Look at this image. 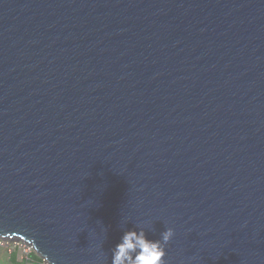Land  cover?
I'll list each match as a JSON object with an SVG mask.
<instances>
[{"label":"water","instance_id":"obj_1","mask_svg":"<svg viewBox=\"0 0 264 264\" xmlns=\"http://www.w3.org/2000/svg\"><path fill=\"white\" fill-rule=\"evenodd\" d=\"M137 226L264 264V0H0V238L111 264Z\"/></svg>","mask_w":264,"mask_h":264},{"label":"clouds","instance_id":"obj_2","mask_svg":"<svg viewBox=\"0 0 264 264\" xmlns=\"http://www.w3.org/2000/svg\"><path fill=\"white\" fill-rule=\"evenodd\" d=\"M124 222L127 223L128 219L125 218ZM173 236L174 230L170 227L158 240L148 239L144 227L125 230L111 250V264H165V246Z\"/></svg>","mask_w":264,"mask_h":264},{"label":"rangeland","instance_id":"obj_3","mask_svg":"<svg viewBox=\"0 0 264 264\" xmlns=\"http://www.w3.org/2000/svg\"><path fill=\"white\" fill-rule=\"evenodd\" d=\"M14 253H16L17 261L20 263L27 261L31 256H37L43 261V264H47L33 247L23 241L0 238V264H12L11 255Z\"/></svg>","mask_w":264,"mask_h":264},{"label":"trees","instance_id":"obj_4","mask_svg":"<svg viewBox=\"0 0 264 264\" xmlns=\"http://www.w3.org/2000/svg\"><path fill=\"white\" fill-rule=\"evenodd\" d=\"M11 262L12 264H43V261L38 258L37 256H31L27 261L18 262L16 253L11 255Z\"/></svg>","mask_w":264,"mask_h":264}]
</instances>
